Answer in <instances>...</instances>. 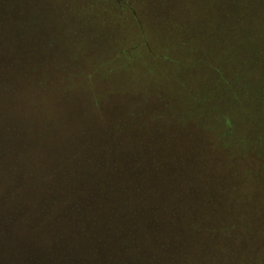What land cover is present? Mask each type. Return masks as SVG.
<instances>
[{"label":"trees","instance_id":"obj_1","mask_svg":"<svg viewBox=\"0 0 264 264\" xmlns=\"http://www.w3.org/2000/svg\"><path fill=\"white\" fill-rule=\"evenodd\" d=\"M204 1L0 0V264H264V0Z\"/></svg>","mask_w":264,"mask_h":264},{"label":"rangeland","instance_id":"obj_2","mask_svg":"<svg viewBox=\"0 0 264 264\" xmlns=\"http://www.w3.org/2000/svg\"><path fill=\"white\" fill-rule=\"evenodd\" d=\"M14 3V2H13ZM110 3H112V2H110ZM32 4V2L30 3V2H27V1H19L18 3H14V5H16V6H18L19 8H22V9H30V5ZM203 4H210L211 6H210V8H209V10H207L205 13H204V15H203V17L201 18L200 17V15L197 17V18H192V19H190V20H188L189 22H191L192 24L193 23H196V24H198V21L199 20H201L202 22H204V23H206V24H212V22H211V18H212V16H211V14L213 15V16H215L216 15V18H214V20H215V22L217 23V29H221V25L219 26V24H221V22H222V16H223V14L225 13V4H226V0H214V3L213 4H211V1L210 0H205L204 2H203ZM214 6H216L217 7V9L215 10V8H214ZM29 7V8H28ZM212 8H214V10H210V9H212ZM141 15V14H140ZM226 16H228V14H226ZM141 17V16H140ZM234 19V18H233ZM233 19H231V18H229V17H226V20H227V22H232L233 21ZM49 24H50V19H49V22H48V20L46 19V18H44V16H42V21H41V29H42V33H44V34H47V33H51L50 31H48V30H50V27H49ZM99 28V27H98ZM100 29V28H99ZM114 29V28H113ZM48 31V32H47ZM255 31H258L259 32V36H261V35H263V34H260V33H264V23H260V22H257L256 23V28H255ZM96 32L97 33H101L100 34V37L99 38H97L95 35V37L94 36H92V37H90V36H87L86 37V41L85 42H87L88 43V46H91V47H93V48H95V49H97L99 52H101V51H104V52H106L107 50H108V46L106 45L108 42H109V37H106L105 36V34H109L110 35V33L112 32V29L110 28V27H105L102 31L100 30V31H97L96 30ZM103 32V33H102ZM43 34V35H44ZM87 34V33H86ZM88 35V34H87ZM91 35V34H90ZM131 36H132V32H131V30L124 36V39L126 40V39H131ZM138 36V35H137ZM93 44V45H92ZM96 44H98V46H96ZM96 46V47H95ZM62 52L64 51V50H61ZM60 51V52H61ZM262 52H264V49H263V51ZM11 76H13V75H11ZM253 99V98H252ZM251 99V100H252ZM227 103H228V105H230L231 103H233L234 101L233 100H231V99H227ZM232 101V102H231ZM127 103H128V101H126ZM231 102V103H230ZM253 102V104H250L248 107H247V111H252V112H260V113H264V105H263V107H261V106H258V105H260V103H258V102H256V104L254 103V101H252ZM230 103V104H229ZM153 104V103H152ZM246 104V103H245ZM244 104V105H245ZM150 105H151V102H150ZM234 105V106H233ZM232 105V107L233 108H236V110L237 111H240V112H242V107H240V106H237L238 105V103L236 102L235 104H233ZM152 107V106H151ZM228 107V106H227ZM72 112H73V110L71 109L70 110V112H67V114L68 115H71L72 114ZM176 124V119L174 120V125ZM173 125V121H169V120H166V119H163V123H162V126H160V128L159 129H162V132L163 131H167V129H169L168 127H170V126H172ZM234 126H244V123L242 122H235V124H234ZM247 126V124H245V126L243 127V129L245 128ZM207 184H208V182H207ZM209 185V184H208ZM207 185V187H204V189H205V194L207 195L208 194V191H209V189H210V186H208Z\"/></svg>","mask_w":264,"mask_h":264}]
</instances>
